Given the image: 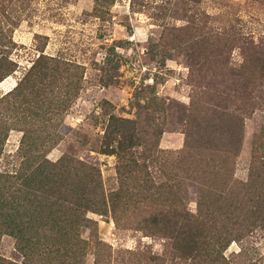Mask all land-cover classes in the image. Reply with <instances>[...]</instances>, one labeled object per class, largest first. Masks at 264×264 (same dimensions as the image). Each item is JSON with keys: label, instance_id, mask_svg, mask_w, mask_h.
<instances>
[{"label": "rangeland", "instance_id": "rangeland-1", "mask_svg": "<svg viewBox=\"0 0 264 264\" xmlns=\"http://www.w3.org/2000/svg\"><path fill=\"white\" fill-rule=\"evenodd\" d=\"M0 264H264V0H0Z\"/></svg>", "mask_w": 264, "mask_h": 264}]
</instances>
